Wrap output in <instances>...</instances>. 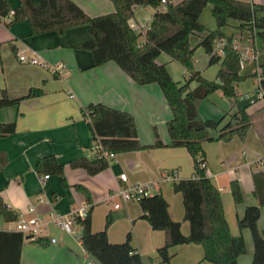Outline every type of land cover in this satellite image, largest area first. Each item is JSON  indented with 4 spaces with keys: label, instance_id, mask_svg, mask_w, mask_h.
Wrapping results in <instances>:
<instances>
[{
    "label": "crops",
    "instance_id": "crops-1",
    "mask_svg": "<svg viewBox=\"0 0 264 264\" xmlns=\"http://www.w3.org/2000/svg\"><path fill=\"white\" fill-rule=\"evenodd\" d=\"M73 1L91 17L113 11L110 0ZM169 1L175 4L181 0ZM252 1L264 8V0ZM8 2L11 8H15L19 0ZM154 11V8L148 6L132 7V18L128 23L141 35L142 40L138 43L143 42L144 32ZM259 14H264V10ZM198 22L206 30L215 28L209 5L201 10ZM228 22L237 25L235 20L228 19ZM30 31L26 20L7 24V21L0 18V92L5 89L10 98H17L26 95L31 88L42 90L39 96L0 109V124L16 123L13 133L0 135V156L6 159L0 169V198L15 215L24 214L25 217L32 215L26 212L29 206H34L37 213L46 214L52 210L68 213L81 205H89L91 233L105 232L111 245L127 241L139 255L141 264H146V257L156 255V249L163 245V231L151 227L139 202L126 201L115 209L112 204L118 199L116 196L109 197L118 186L124 184H151L154 186L153 193L160 195L166 203L168 217L179 222L181 234L186 235L188 224L182 219L181 196L173 192L172 184L192 176V159L187 151L182 147L164 146L116 154L110 158L109 166L96 175H89L81 168H71L70 162L84 156L91 157L95 152L94 137L81 114V109L89 103L100 102L130 113L142 145L150 146L154 143L153 131L161 143L168 144L165 123L171 114L160 89L154 83L135 84L113 62L92 66L89 51L64 46L86 40L89 37L87 25L69 28L63 35L55 32L31 35ZM221 33L242 47L248 45L247 32L222 27ZM204 34L193 32L188 36V42L194 48L192 65L204 78L213 80L218 65L208 64V55L197 46ZM253 40L257 51L256 60L247 62L240 69L239 73L245 78L236 84L237 101L250 116L246 134L242 140L234 136L228 142H202L205 174L219 192L229 232L233 236L240 234L244 240L245 252L237 256L236 264H251L250 233L246 228L238 229L237 220L242 216L245 206L257 204L252 195V174L261 172L264 176V103L263 99L255 98L258 84L251 76L255 67L264 61V41L257 36ZM22 54L35 55L43 64L22 63L19 61ZM155 61L165 64L172 80L183 83L186 79L184 74L182 80L173 75L177 71L174 61L164 53H160ZM56 65H63V74L53 70ZM214 66L215 73L210 70L211 75L204 74ZM180 68L184 72V68ZM194 86L195 82L189 84L191 88ZM235 111L232 99L223 96L219 90L197 104V113L201 119L217 120L223 117L220 126ZM211 135L215 136L216 131H212ZM46 155H54L64 166L67 187L62 185L60 177L55 174H50L41 184L40 178L48 174L39 176L36 165ZM121 173L126 176L125 183L118 180ZM171 173H175V178L164 180ZM233 179L237 180L242 194V201L238 204L233 203L229 190L228 184ZM74 185L86 188L90 201ZM39 195L43 196V202L38 201ZM107 218H110V224L106 227ZM256 226L259 230L264 228V207L260 208ZM72 229L73 234H68L52 226L50 235L43 239L45 246L25 237L27 241L24 240L22 244L20 264H24L29 254L28 246L43 250L42 253L49 256L48 264H55L57 256L64 250L75 261L78 257L85 264H99L79 239L81 225L73 223ZM0 230L15 231L14 221H5L1 213ZM50 237H55L57 242L51 243ZM168 251L172 256L170 264H198L203 255L201 246L191 243L170 247ZM156 263L154 260L153 264ZM31 264H35L33 260ZM66 264L72 263L67 261ZM200 264L205 263L201 261Z\"/></svg>",
    "mask_w": 264,
    "mask_h": 264
},
{
    "label": "trees",
    "instance_id": "trees-1",
    "mask_svg": "<svg viewBox=\"0 0 264 264\" xmlns=\"http://www.w3.org/2000/svg\"><path fill=\"white\" fill-rule=\"evenodd\" d=\"M161 0H110L113 11L91 17L73 0H19L11 8L8 0H0V18L13 11L7 24L28 21L31 35L55 32L63 35L69 28L80 25L89 27V37L81 42L64 45L91 53L92 66L113 62L126 76L137 85L156 84L171 117L165 127L169 143L163 144L153 131L154 143L142 145L138 138L134 119L128 112L111 108L100 102L89 103L81 109L94 137V145L100 146L91 157H81L70 162L71 168H81L89 175H96L105 170L110 158L116 154L133 152L151 147H182L192 159V176L172 184L173 192L179 193L183 207L182 219L188 224L186 235L181 234L179 222L172 221L166 212V203L160 195H152L139 201L145 218L152 228L164 233L163 245L156 249L158 264H168L171 257L169 248L180 244H197L203 251L205 264H236L238 255L245 252L242 236L231 235L224 218L220 195L216 187L205 174L204 151L202 142H228L234 136L242 140L250 124L244 107L239 105L236 96V84L245 77L239 74L238 53L231 48L232 40L221 33V28L228 19L237 21L236 28L255 35L264 41V10L260 4L240 0H181L175 4L169 0L159 8ZM149 6L155 11L144 32L143 42L138 43L139 34L129 25L132 7ZM210 6L215 29L206 30L199 22L201 10ZM193 32H205L197 46L208 55V64H218L213 80H208L192 67L194 48L188 42ZM216 40H224L223 56L210 55ZM14 49V47L12 46ZM166 54L170 60L178 62L187 72L183 83L170 77L165 64L156 63L155 58ZM259 87L264 93V61L258 65ZM256 77V73L251 74ZM195 82L194 87H189ZM219 90L225 97L232 99L236 111L229 115L225 124L220 126L223 117L217 120L201 119L197 113V104L210 93ZM42 94L40 88H31L26 95L10 98L5 89L0 92V109L18 105L26 98ZM14 121L0 124V135L15 131ZM216 131L212 136L211 132ZM0 156V169L5 164V157ZM264 164V158L262 159ZM39 176L55 174L67 187L64 166L54 155H46L36 165ZM252 195L256 205L245 206L242 216L237 220L238 229L246 228L252 241L251 264H264V228L259 230L256 221L260 208L264 207V176L261 172L252 174ZM229 190L234 204L242 201V194L236 179L229 182ZM75 189L90 201L89 191L81 185ZM0 213L5 221H15L17 215L5 207L0 198ZM81 242L85 250L99 264H141L139 255L126 241L120 245L108 243L105 232L93 234L90 230L89 215L79 221ZM110 224L107 218L105 226ZM25 236L16 231L0 230V264H20L22 244ZM36 243L45 246L43 239ZM198 263V264H200Z\"/></svg>",
    "mask_w": 264,
    "mask_h": 264
},
{
    "label": "built area",
    "instance_id": "built-area-1",
    "mask_svg": "<svg viewBox=\"0 0 264 264\" xmlns=\"http://www.w3.org/2000/svg\"><path fill=\"white\" fill-rule=\"evenodd\" d=\"M161 5L159 8H163V5L166 3L165 0L160 1ZM13 11H10L9 14L3 19L7 22L11 20ZM255 31L253 30V35L250 37L248 35L247 46H240L239 43H231V48L235 50L238 53V59H237V65L239 69H242L244 65L249 61H255L256 60V54L257 51L254 47V37H255ZM225 45L224 40H216L213 44L212 50L210 52V55L215 56H223V46ZM19 61L22 63H29L33 65L43 64L39 57L33 55V56H26L24 54L19 56ZM53 70L57 73H64L63 72V65H56L53 67ZM254 72L256 73V81L258 84V87L256 89L255 98L256 99H263L264 100V93L259 87V68L258 65L255 67ZM73 96V95H71ZM95 151L100 149V146H94ZM175 173H171L166 175L164 177V180L166 179H174ZM49 177V175H44L40 178L41 184H44L45 180ZM118 180L121 183L126 182V176L125 174L121 173L118 175ZM154 186L151 184H124L121 186H118L117 189L113 194L110 195L109 199L112 196H116L118 201L114 202L112 204L113 208H119L120 204L126 201H135L139 202L143 198L151 197L154 195L153 193ZM44 198L43 196H38V201L43 202ZM27 213L32 214L31 217H25L24 214H19L17 216V219L14 221V230L16 232L22 233L27 239L32 241H37L40 239H44L45 237H48L50 235V228L52 226L57 227L61 229L62 231L73 234L72 224L73 223H79V221H83L86 219L89 215V205H81L77 208L72 209L68 213H59L54 210L49 211L46 214L37 213L36 208L34 206H29L26 210ZM81 236V235H80ZM80 239V237H79ZM51 243H56L57 239L55 237H50Z\"/></svg>",
    "mask_w": 264,
    "mask_h": 264
},
{
    "label": "rangeland",
    "instance_id": "rangeland-1",
    "mask_svg": "<svg viewBox=\"0 0 264 264\" xmlns=\"http://www.w3.org/2000/svg\"><path fill=\"white\" fill-rule=\"evenodd\" d=\"M149 7V6H148ZM231 21H234V20H232L231 19ZM223 28H226V29H230V30H235V31H237L238 29L236 28V26H234V25H230L229 24V22L228 23H226V25H224L223 26ZM215 29V28H214ZM213 29V30H214ZM222 29V28H221ZM221 31V30H220ZM138 42L139 41H141L142 40V37H141V35H139L138 36ZM194 52V51H193ZM166 55V54H165ZM173 61V60H172ZM192 61H193V57H192ZM173 65L175 66V68L177 69V71L175 72V73H173V75L175 76V77H177L178 79H180V80H182V75L184 74V76L183 77H185V78H187V75H188V72L184 69V72L182 71L181 72V68H180V64L178 63V62H176V61H174L173 62ZM216 65H218L217 63H216ZM173 67V66H172ZM182 67V66H181ZM192 67H193V65H192ZM194 69V68H193ZM195 70V69H194ZM213 71L214 70V73H215V70H216V66H214V67H211V68H209L208 70H206V73H204L205 75H211V71ZM240 72V71H239ZM200 73V72H199ZM202 73V72H201ZM214 73H213V75H214ZM240 74V73H239ZM201 76H202V74H200ZM241 75V74H240ZM255 78V77H254ZM211 94V93H210ZM209 94V95H210ZM216 94V93H215ZM208 95V96H209ZM263 103H264V100H263ZM228 121V120H227ZM226 121V122H227ZM25 241H27L26 239H25ZM37 247V246H36ZM42 251L43 250H40V248H39V250H35V248H32V246H28V252H29V254H27V258L25 259V261H24V264H31V261L33 260L34 261V263L35 264H48V255H45V254H43L42 253ZM172 257V256H171ZM171 257H170V259H171ZM154 260L155 261H157V259H156V255H153V256H150V257H146V264H153L154 263ZM58 261H59V263L60 264H66L67 263V261H69V263H72V264H85V263H83V261H81V259L80 258H76V261H75V259H74V257H72L71 255H70V253H68L66 250H64V251H62V254H60V256H57V260H56V263L55 264H57L58 263ZM58 263V264H59ZM156 264H158V263H156ZM168 264H170V260H169V263Z\"/></svg>",
    "mask_w": 264,
    "mask_h": 264
},
{
    "label": "water",
    "instance_id": "water-1",
    "mask_svg": "<svg viewBox=\"0 0 264 264\" xmlns=\"http://www.w3.org/2000/svg\"><path fill=\"white\" fill-rule=\"evenodd\" d=\"M27 238V237H26Z\"/></svg>",
    "mask_w": 264,
    "mask_h": 264
}]
</instances>
